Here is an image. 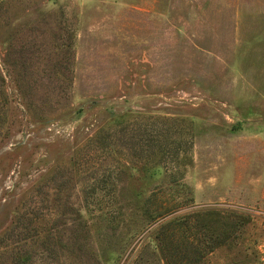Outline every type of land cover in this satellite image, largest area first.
I'll list each match as a JSON object with an SVG mask.
<instances>
[{"label":"rangeland","instance_id":"374dc122","mask_svg":"<svg viewBox=\"0 0 264 264\" xmlns=\"http://www.w3.org/2000/svg\"><path fill=\"white\" fill-rule=\"evenodd\" d=\"M201 257L264 264V0H0V264Z\"/></svg>","mask_w":264,"mask_h":264},{"label":"trees","instance_id":"16d2710c","mask_svg":"<svg viewBox=\"0 0 264 264\" xmlns=\"http://www.w3.org/2000/svg\"><path fill=\"white\" fill-rule=\"evenodd\" d=\"M173 221H174V220H173ZM175 224L179 225L180 222H176V221H175ZM161 227H162V226H161ZM163 227H164V225H163ZM224 242H225V241H218V242H216V243L210 245V249H209V251H211V252L214 251V249H216L217 247L223 245ZM201 259H202V257L199 258V259H194V260L190 261L188 264H197V263H199V262L201 261Z\"/></svg>","mask_w":264,"mask_h":264}]
</instances>
